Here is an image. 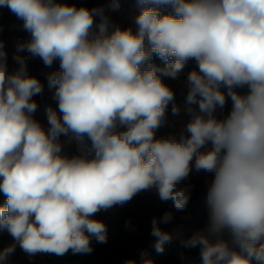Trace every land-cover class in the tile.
Returning a JSON list of instances; mask_svg holds the SVG:
<instances>
[{"label": "clouds", "instance_id": "obj_1", "mask_svg": "<svg viewBox=\"0 0 264 264\" xmlns=\"http://www.w3.org/2000/svg\"><path fill=\"white\" fill-rule=\"evenodd\" d=\"M136 4V31H109L103 8L0 0L30 35L17 44L12 72L0 41V192L6 197L0 232L14 240L0 250V264H10L17 244L29 257L90 254L93 237L107 242L95 214L145 190L186 210L190 186L178 185L193 162L197 172L213 175L207 224L185 247L199 246L201 264H264V0ZM24 51L48 68L59 60L60 70L47 80L62 116L49 107L47 129L34 118L33 97L44 86L28 75ZM153 56L165 66L153 64ZM190 60L198 66L184 82L190 119L157 139L169 103L173 115L181 112L160 77L178 80ZM229 98L230 113L217 119ZM62 135L76 142L77 154L64 153ZM172 220V211L151 220L157 252L172 238L160 225ZM146 257L141 252L139 264H152Z\"/></svg>", "mask_w": 264, "mask_h": 264}, {"label": "trees", "instance_id": "obj_2", "mask_svg": "<svg viewBox=\"0 0 264 264\" xmlns=\"http://www.w3.org/2000/svg\"><path fill=\"white\" fill-rule=\"evenodd\" d=\"M68 4L76 6H85L88 8L98 7L104 0H63ZM113 3L104 4L101 8L104 13L110 18L109 31L116 26L122 29L131 27L136 31L135 17L139 14L140 8L137 4L129 5L121 10L113 9ZM162 11H170L163 9ZM16 16L6 7H0V30L1 41L4 43V50L7 53L8 68L10 69L17 64L13 60V55L17 53V49L11 44L12 37L22 35L23 32H15L10 29V25ZM97 23L93 27V33L98 32ZM24 55L23 52L19 53ZM152 63L160 68L165 66V62L158 56H153ZM198 70V66L194 60H190L185 66L183 73L179 79H172L161 75V80L168 85L175 94V104L180 106L181 112L179 116L173 115L172 103H169L166 109L165 123L156 131V138L167 136L170 133L179 132L190 119L189 115L184 111L186 107L185 98L187 90L184 87V82L187 78V73L192 70ZM59 60H56L51 68L45 67L39 57L33 59L27 64V73L29 76L38 78L43 84V92L33 97L37 102L38 108L34 113V118L47 129V109L51 107L59 112L58 102L54 99V87H49L47 74L53 71H59ZM223 90V89H222ZM238 92H245L246 89H237ZM197 108L196 105L192 106ZM232 101L229 98L223 109H217L215 115L217 119L225 118L231 111ZM65 136L59 137V142L65 146ZM210 147V145H209ZM213 174L205 171L197 172L193 168L189 176L180 182L179 187L190 186V200L186 210L176 211L171 201L164 202L159 199L155 189L145 190L136 194L130 201L123 204H116L108 210L100 211L95 214V218L102 221L107 228V242L99 243L93 237L91 246L93 251L90 254H72L69 251L64 256H55L51 254H36L29 257L17 244L15 252L10 256V264H125L128 259L140 261V253L143 250L147 251V259L152 264H183L184 259L188 256H200L199 246L195 248L185 247L184 242L188 240L194 233L202 230L207 224L208 209V181ZM6 197L0 192V206L4 204ZM165 211L173 212V220L168 224H161L160 227L165 231L178 223L183 227V235L181 238L172 239L166 242L162 252H157L151 243L153 236L151 233V220L153 217H160ZM127 222V226H126ZM13 238L7 232H0V250L13 244Z\"/></svg>", "mask_w": 264, "mask_h": 264}, {"label": "built area", "instance_id": "obj_3", "mask_svg": "<svg viewBox=\"0 0 264 264\" xmlns=\"http://www.w3.org/2000/svg\"><path fill=\"white\" fill-rule=\"evenodd\" d=\"M62 2H64V1L62 0ZM109 3H113V0H104L103 3H101L98 7L101 8L102 6H104V4H109ZM135 3H136V0H119L118 10H121V9H123L129 5H133ZM99 19H100V17L95 18L93 27H95L97 25V23L99 22ZM21 24H22V21L17 19V17H16L10 25V29L12 31L23 32L22 35H16V36L12 37V39H11V44H12L13 48H16V49H17L18 43H22V42H25V41L30 39V35L21 28ZM0 37H1V30H0ZM0 41H1V38H0ZM23 53H24L23 56L28 58L27 59V64H28L33 59L34 56H32L27 51H24ZM17 67H18V65L11 67L9 69V72L14 71ZM154 240H155V238L152 237L150 244H154ZM194 261H201L200 256H198V257L197 256H188L187 258L184 259L183 264L189 263V262H194Z\"/></svg>", "mask_w": 264, "mask_h": 264}, {"label": "rangeland", "instance_id": "obj_4", "mask_svg": "<svg viewBox=\"0 0 264 264\" xmlns=\"http://www.w3.org/2000/svg\"><path fill=\"white\" fill-rule=\"evenodd\" d=\"M66 138V141H65V146H64V153L71 156V155H75L77 154L78 152V149H77V145H76V142L71 139L70 136H65ZM180 228V230L183 232V227L180 223L177 224Z\"/></svg>", "mask_w": 264, "mask_h": 264}, {"label": "crops", "instance_id": "obj_5", "mask_svg": "<svg viewBox=\"0 0 264 264\" xmlns=\"http://www.w3.org/2000/svg\"><path fill=\"white\" fill-rule=\"evenodd\" d=\"M183 229V228H182ZM167 232H169L170 234H171V240L172 239H178V238H181V236L183 235V232L180 230V228H179V226L178 225H175V226H173V227H171L170 229H169V231H167ZM170 240V241H171ZM141 252H146L147 253V251L146 250H143V251H141ZM185 264H201V261H194V262H189V263H185Z\"/></svg>", "mask_w": 264, "mask_h": 264}]
</instances>
